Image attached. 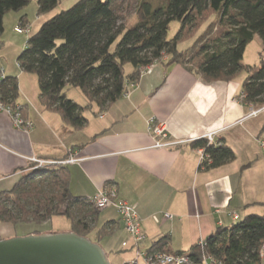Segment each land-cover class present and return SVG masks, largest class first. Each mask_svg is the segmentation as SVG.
<instances>
[{"label":"crops","instance_id":"obj_1","mask_svg":"<svg viewBox=\"0 0 264 264\" xmlns=\"http://www.w3.org/2000/svg\"><path fill=\"white\" fill-rule=\"evenodd\" d=\"M56 10L37 17V23L30 21L25 9L12 17L19 24L24 18L22 23L30 30L33 25L36 33ZM165 62L142 73L135 85H127L126 96L107 110L97 113L94 105L89 106L83 113L87 124L77 130L41 106L35 75L23 73L18 65L1 68L0 79L17 78L16 105L32 127L27 132L18 130L0 111V193L11 190L31 169L30 159L63 161L73 156L78 162L66 166L71 195L89 200L104 186L115 188L140 218L146 237L139 246L142 254L163 237L168 238L164 246L168 254L187 252L217 228H227L252 214L264 215V156L259 146L264 116L246 118L249 106L239 98L243 81L207 84L184 67ZM75 89L65 91L73 102L69 93ZM79 91L75 103L85 107L88 99ZM152 118L168 124L169 140L180 142L178 146L150 147L147 122ZM213 132L215 142L230 147L236 158L222 167L200 171V156L191 144ZM165 214L171 219H164ZM97 216L88 236L92 242H105L113 258L126 252L128 262L136 259L133 240L116 209H104ZM106 225H112L113 232L97 239ZM68 229L64 232H72L70 223ZM259 264H264V256Z\"/></svg>","mask_w":264,"mask_h":264},{"label":"trees","instance_id":"obj_2","mask_svg":"<svg viewBox=\"0 0 264 264\" xmlns=\"http://www.w3.org/2000/svg\"><path fill=\"white\" fill-rule=\"evenodd\" d=\"M29 1L0 0V37L5 15L24 10ZM122 1L79 0L28 37L16 63L23 73L36 76L41 106L58 113L75 130L83 129L87 124L83 113L89 106L94 105L97 113L107 110L126 93L127 85L139 81L144 70L164 61L166 66L184 67L207 84L232 82L244 71L243 104L264 106V0H138L133 11L137 22L129 29L121 13ZM59 3L37 0V17L50 14ZM173 21L179 29L167 40ZM22 22L18 26H27ZM197 33L194 43L180 51V44ZM255 36L263 48L259 64L250 67L241 62ZM127 66L133 69L130 74ZM75 88L88 99L87 106L65 94ZM18 98L17 78L0 79V103L18 107ZM191 145L204 148L206 158L199 164L200 171L222 167L236 158L225 144L208 145L201 139ZM32 165L11 190L0 193V223L47 222L60 215L70 223L72 233L88 239L99 211L88 200L71 195L66 167L36 169ZM113 229L104 226L96 238ZM263 242L264 215L252 214L227 228H217L205 239L204 247L195 244L183 253L197 260L207 254L222 264H259ZM167 244V237L160 238L150 250L167 253Z\"/></svg>","mask_w":264,"mask_h":264},{"label":"built area","instance_id":"obj_3","mask_svg":"<svg viewBox=\"0 0 264 264\" xmlns=\"http://www.w3.org/2000/svg\"><path fill=\"white\" fill-rule=\"evenodd\" d=\"M15 32L22 35H28L30 33L29 26H16ZM151 68H147L142 73L150 72ZM133 85V84H131ZM126 92V91H125ZM127 93V92H126ZM124 93L122 96H126ZM240 101L243 102L244 98L242 95L239 96ZM249 106V114L246 118H256L261 113H264V106L254 108L252 105ZM0 111L4 112L12 120L13 126L18 130L25 132L31 129L32 124L27 120L23 119L22 109L19 107L6 106L0 103ZM148 134L152 139V149H168L179 145L178 142L169 140L168 135V124L157 118H152L148 122ZM216 133L206 135L203 139L206 140L208 145L215 144ZM200 156V163L206 158L204 155V148L197 149ZM79 159L73 156L68 157L63 161H42L38 159H30L29 161L34 164L35 168H45L46 166L51 167H66L68 164L77 163ZM199 163V164H200ZM90 205H93L99 212L107 208H115L117 216L123 224L125 232L131 237L134 243V249L136 250V259H144L145 264H222L218 259L212 256L202 254L199 259H193L187 253L183 254H168L166 252L148 251L144 254L140 253L139 246L145 241L146 237L143 235L141 221L138 215L133 211L132 207L119 198V195L115 188H109L108 186L102 187L98 193L88 200ZM164 219H171L169 214H165ZM264 243V242H263ZM199 246L204 247V241L198 243ZM262 256H264V244L261 250ZM133 259L125 264H137V260Z\"/></svg>","mask_w":264,"mask_h":264},{"label":"rangeland","instance_id":"obj_4","mask_svg":"<svg viewBox=\"0 0 264 264\" xmlns=\"http://www.w3.org/2000/svg\"><path fill=\"white\" fill-rule=\"evenodd\" d=\"M139 1L138 0H123L122 1V11L124 16V23L128 24L127 28L134 26L137 21L134 19V9ZM37 0H30L27 4V7L25 8V11L28 13V17L30 18L31 22L37 23V6H36ZM75 3V2H74ZM74 3H69L68 0H60L59 6L57 7V14L61 13V11H66L70 9ZM72 4V5H70ZM17 13V12H16ZM16 13H8L5 15L4 21H3V30L4 33L0 37L1 46H0V69L4 66L11 67L12 65L17 66L16 59L18 55L22 52V50L25 48L26 43L28 41V37L33 35L35 33V28L33 25H31V30L28 35H22L15 32L16 26L19 25L18 20L13 18L12 16H16ZM10 14V15H9ZM11 16V17H10ZM30 24V23H29ZM179 29V23L174 22L169 26L168 32H167V40H172ZM199 33H197L192 37H188L183 43L180 44L179 50L183 51L186 50L188 47L194 43ZM262 48L263 44L262 41L258 38V36H255L253 38V42L249 44L245 51L244 56L242 59L241 64L254 67V65H258L260 60V54H262ZM131 66H127L126 69L130 71ZM246 77V73L243 71L236 80L237 82H242L243 79ZM80 92V91H79ZM76 93V94H75ZM70 97L76 102L78 101V90H72V92L69 93ZM81 96V95H80ZM259 115L264 116V113H261ZM263 132L260 133V140H259V146L261 149L262 156H264V129ZM69 223L66 218L58 215L56 217H53V219L47 221V222H36V223H25V224H16L14 226L9 224L0 223V237H6V239H14V237L23 238L25 236L29 235H48V234H59V233H67L64 231H69L68 229ZM128 235V234H127ZM129 236V235H128ZM131 238V237H129ZM91 241L94 239L92 236L88 237ZM108 240H111V238H108L105 240L106 242ZM100 248L104 251L106 254V257L108 261H110L111 264H122L124 261L128 262V259L130 258V255L126 252H119L117 254L116 258H113L110 248H108L105 245V242H98L97 243ZM138 264H144V260L142 258L138 259ZM121 262V263H120Z\"/></svg>","mask_w":264,"mask_h":264},{"label":"water","instance_id":"obj_5","mask_svg":"<svg viewBox=\"0 0 264 264\" xmlns=\"http://www.w3.org/2000/svg\"><path fill=\"white\" fill-rule=\"evenodd\" d=\"M0 264H111L100 246L76 234L0 240Z\"/></svg>","mask_w":264,"mask_h":264}]
</instances>
